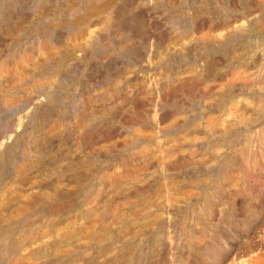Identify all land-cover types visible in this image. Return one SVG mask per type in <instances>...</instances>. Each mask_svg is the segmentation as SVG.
I'll return each mask as SVG.
<instances>
[{
    "label": "rangeland",
    "instance_id": "rangeland-1",
    "mask_svg": "<svg viewBox=\"0 0 264 264\" xmlns=\"http://www.w3.org/2000/svg\"><path fill=\"white\" fill-rule=\"evenodd\" d=\"M87 1L0 0L1 214L22 209L14 216L19 228L0 240V264H138L136 216L150 214L154 193L164 203L166 176H192L193 162L178 159L185 150L166 154L179 128L170 134L168 121L157 125L153 114H180L184 95L169 97L168 86L185 66L203 68L195 23L201 15L209 23L225 20L232 6L228 0ZM42 42L52 46L49 53L39 49ZM23 53L30 59L17 65ZM254 151L251 145L248 152ZM240 184L226 194L222 217L217 213L202 241L177 243L161 257L164 239L145 228L139 261L224 264L246 251L243 239L264 225V187ZM55 189L62 193L53 210L46 198L25 203ZM5 223L0 218V229ZM13 243L10 257L5 250ZM254 247L263 250L264 239Z\"/></svg>",
    "mask_w": 264,
    "mask_h": 264
},
{
    "label": "bare ground",
    "instance_id": "bare-ground-1",
    "mask_svg": "<svg viewBox=\"0 0 264 264\" xmlns=\"http://www.w3.org/2000/svg\"><path fill=\"white\" fill-rule=\"evenodd\" d=\"M228 2L232 6L231 10L234 11L229 18L219 21L212 19L209 23V18L201 15L195 23L193 31L197 34V37L195 36L198 41L197 45L204 52L203 68L200 66L201 69L197 70V67L185 66L181 77L176 80L177 84L171 83L170 87L168 86L169 97L175 95L178 90L184 95L181 111L179 110L180 114L174 116L168 111L153 114V121L157 125L160 122L168 121L164 125L165 131H169L170 134L175 128H179L180 131L178 141L172 137L168 139L166 154L170 152L175 157L178 149L185 150L186 152L181 150L183 154L178 159L192 161L194 166L192 176L188 179L178 180L172 178L171 175L166 176L163 190L164 203H157V194L154 193L151 203L155 202V206L151 209L150 214L136 216L134 228L138 239L134 246L138 264H142L139 261V257L143 253V240L140 239V236L145 228H148L149 234L153 232L154 235L158 234L157 238L161 236L160 239H164L162 247H159L161 254L158 253L164 257L168 249L177 243L191 246L195 242L202 241L206 233L211 231L212 220L216 218L217 213L222 217L227 201L226 194L235 193L239 189L241 181L247 185L250 183L256 188L264 187V172H260V165H264V0H228ZM185 30L188 31V29ZM40 48L45 53H49L52 46L47 42H42L39 45ZM210 49L214 51V60L210 59L211 53L207 54ZM23 54L20 56V62L16 60L17 65L30 59L27 53ZM62 59L64 58L62 57ZM193 99L196 101L191 102ZM251 145L255 150L253 153L248 152ZM25 170L23 164L17 167L19 173H23ZM61 193L56 189L49 193L38 191V195L31 196L25 203L35 204L41 198L43 200L46 198L52 202L50 209L53 210L56 206L55 201L59 198L58 194ZM72 207L70 208L72 209ZM2 210L0 206V218L7 223H5L6 226L4 225L5 228L1 227L0 229V240L9 238L10 234L19 228L14 216L20 214L22 209L21 205H16L15 214H10V217L2 216ZM262 226L260 233H257L255 237L246 236L243 239L246 251L232 256L224 264H264V249L257 251L254 247L257 239L261 241L264 239V225ZM20 231L22 234L24 233L22 229ZM16 246L17 244L13 243L6 247L5 252L8 256L11 257L17 252ZM153 247L151 244V251H154Z\"/></svg>",
    "mask_w": 264,
    "mask_h": 264
}]
</instances>
